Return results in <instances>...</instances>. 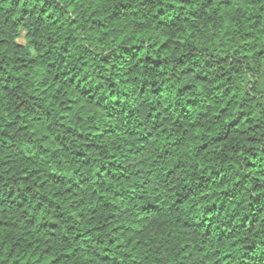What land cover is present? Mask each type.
Here are the masks:
<instances>
[{
    "label": "clouds",
    "instance_id": "clouds-1",
    "mask_svg": "<svg viewBox=\"0 0 264 264\" xmlns=\"http://www.w3.org/2000/svg\"><path fill=\"white\" fill-rule=\"evenodd\" d=\"M0 264H264V0H0Z\"/></svg>",
    "mask_w": 264,
    "mask_h": 264
}]
</instances>
